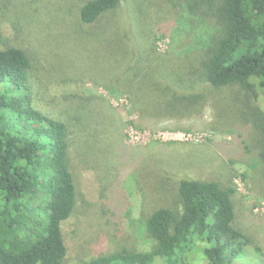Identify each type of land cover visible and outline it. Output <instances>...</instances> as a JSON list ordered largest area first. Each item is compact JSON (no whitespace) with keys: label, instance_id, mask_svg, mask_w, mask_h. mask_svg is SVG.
I'll return each instance as SVG.
<instances>
[{"label":"trees","instance_id":"trees-1","mask_svg":"<svg viewBox=\"0 0 264 264\" xmlns=\"http://www.w3.org/2000/svg\"><path fill=\"white\" fill-rule=\"evenodd\" d=\"M181 1L183 9L175 30L180 42L186 36L192 38L185 51L159 56L155 38H148L145 14L136 9L134 0L133 11L125 10V34L119 37L120 45L105 44L111 50L104 58L88 48V33L83 37L86 41L73 43L82 30L65 32L58 49L61 60L55 65L59 75L80 80L75 78L77 63L94 57V62L87 63L99 69L94 74L97 86H114L109 92L126 96L138 110L139 122L152 130L173 124L178 125L174 131L188 132L190 128L179 125L199 118L209 102L208 89L241 90L245 95L241 107L229 102L239 99L225 96L226 106L218 114V123L231 137L232 145H211L229 165L240 160L264 182V111L252 105V100L264 95V0ZM127 2L53 0L52 6L45 7L46 13L41 0H0V264H68L63 226L84 201L74 174L77 160L98 174L107 224L118 233L124 231L126 222L132 225V247L102 250L79 264H232L240 249L251 244L244 230L236 226L237 188L232 179L227 185L212 179H174L176 175L168 182L162 180L164 163L173 164L165 155H182L185 150L179 148L187 149L185 144L190 143L160 145L158 151L125 147L117 131L116 113L100 95L79 92L65 96L67 104L58 117L42 110L39 96L43 98L50 91L55 77L44 68L39 76L38 46L15 45L2 26L8 20L17 38L24 34L37 43L40 39L36 35L47 30L33 29L45 16L54 15L66 22L65 16L72 15L75 6L81 4L75 14L77 24L97 26L100 19L123 9ZM48 24L52 26V20L46 27ZM51 38L50 34L43 38L44 45L49 46ZM139 38L135 51L134 42L138 44ZM63 42H68L67 51L61 47ZM100 42L96 39V44ZM70 53L74 54L66 61ZM140 54L146 59L136 72L135 57ZM120 64L123 67L117 72L115 66ZM100 68L105 72L100 73ZM134 85L146 87L148 97ZM235 108H239L238 114ZM110 155L123 161L122 170L131 168L141 183L150 176L160 177L155 184L161 189L155 187L152 194L158 195L162 204L155 203L151 212L135 219L133 201L131 204L121 184L120 170L114 179L109 174L101 180L105 172L101 166ZM138 239L151 248L137 249ZM101 245L107 247L104 237ZM255 250L261 252L258 247Z\"/></svg>","mask_w":264,"mask_h":264},{"label":"rangeland","instance_id":"rangeland-1","mask_svg":"<svg viewBox=\"0 0 264 264\" xmlns=\"http://www.w3.org/2000/svg\"><path fill=\"white\" fill-rule=\"evenodd\" d=\"M41 1V9H44L47 13L45 7L52 6L53 0ZM145 1H147V3ZM149 1L150 0H136L135 4L136 9H140L142 13L145 14L144 20L148 23V27L146 28L147 35H149V39L155 38L157 54L159 56L173 54L174 56V53L177 54L178 51H185L186 47H188L187 45L192 43V38L186 36L180 42V37L176 35L175 30L176 21L183 9L180 5L183 2L181 0H155V2L150 1L149 3ZM72 2H76V0H72ZM80 6L81 4H77L74 13L72 15L68 13L65 16L66 22L63 23L60 22V20H56L57 17L54 15H51V18L45 16L39 19L40 26L33 30L47 31L45 34L36 35V37L40 39L37 43L31 36L29 38L24 34L17 38L13 32L10 21L7 20L2 24L5 36L9 39H13L15 45L24 46L26 48H28L30 44L32 46H38L37 53H41V57L40 61L37 60L36 62V65L39 66L36 70L39 71V76L44 68L50 70L51 72H49V74H51L53 78L55 77L54 84L53 82L51 83L50 91H47L45 94L47 96L44 95L43 98L39 96L40 108L50 113L52 116L58 117L60 116L59 113L67 104L64 103L63 100L65 96L79 92H85L89 95H100L110 102L113 111L116 113L117 131L125 147L130 149L140 147L157 150L156 147H161L160 145H169L173 142L190 143V145L185 144L187 149L183 147L179 148L180 150H185L182 155H175L174 153L165 155L173 164L172 167H170L169 162L164 163V174L160 175L162 180L165 179V181L168 182L171 176L176 175L174 179H212L221 181L223 184L227 185L230 184L229 182L232 179L233 184L237 188V195L234 198L236 226L244 230V234L251 242L248 247L240 249V253L237 254V258L232 261V264H264V182L254 170L249 169L248 166L240 160L234 165H229L227 159L221 157L219 153L215 151L216 149L213 148V145H211L212 142L232 145L231 137L225 133L224 127L218 123L220 118L218 114L219 111L223 110L226 106L223 104V98L225 96L232 100L239 99L236 103L231 102V100L229 102L230 104H237L241 107L245 99L244 93L238 89H235L233 93L226 89L222 91H212L208 89L207 99L209 102L207 107H204L202 113L198 110L196 111L201 113L199 118L196 119L197 116H195L191 120L179 125L190 128L188 132L174 131L173 128L178 125L173 124L163 126L164 128L158 127L155 130L148 129L146 124H141V122H139V112L137 109H134L133 104L126 96L123 94L120 96L111 94L109 88H113L114 86L108 84H105L108 88L97 86L98 83L96 81L98 80L94 77V74L99 72V69L94 66V64L93 66L88 64L94 62V57L92 59L90 57L88 61H84L83 59L77 63L75 67V78L80 80H74V77L66 79L60 77L59 72L61 71L58 70L56 66L61 60V54L58 49L60 48L63 34L65 32L74 33L77 28H80L82 34L77 39L74 37L73 43H81L82 40L86 41L83 37L88 33L89 38H91V45L87 43L88 48L92 47V49H94V52L92 51L93 55H99L104 58L103 55L109 53L111 50L109 49L110 47H107L105 44H110L115 47L120 45L118 42L119 37H121V33L122 35L125 34V10L126 8H131L133 11L134 0H128L123 9L121 8L105 15L104 18L100 19L97 26H81L77 24L78 21L75 14ZM51 8L52 7H50V9ZM49 19L50 22L52 20L53 25L50 26L48 24V27H46ZM1 20L0 13V21ZM48 34L52 36V42L50 41L51 44L49 46L44 45L43 42V38ZM134 35H136L135 32ZM96 39H99L102 43L96 44ZM174 39L178 45H176ZM114 41H117L116 45ZM132 42H134V39ZM139 44L140 38L138 39V44L134 42V46H136L135 51H138L139 48L137 46H139ZM61 47L67 51L68 42H63ZM71 48L72 47H70V49ZM34 50L35 48H33V51ZM73 54H68L66 61H68ZM141 55L142 54L135 57L136 72L142 69V61L146 59ZM99 60H102V58H99ZM116 61L117 59L114 58L113 62ZM61 67L63 68V65H61ZM122 67L123 64H120L119 67L115 66L117 72L121 70ZM101 71L105 72L104 68H100V73ZM151 75L153 76V74ZM63 77L65 78V76ZM67 79H71L73 82ZM124 85L125 82L123 86ZM133 88L139 91V93H144L145 97H148L149 90H147L146 87L134 85ZM195 93L197 94L199 91ZM221 99L223 100L221 101ZM218 101H221L220 104H218L219 106L216 104ZM252 101L254 108L264 111V95H261L258 100ZM225 103L227 107H229L226 100ZM239 108H235V110H233L234 113L238 114L240 111ZM209 126L218 128L214 130L209 128ZM103 151H105V146ZM188 160L190 162H188ZM104 161L105 164L101 167L105 172H102L101 180L104 181L105 177L109 174L114 179V177H117L116 172L120 170L119 177L121 179V184L130 196L131 204L133 201V215L135 219H139L144 212H151L155 208V203L162 204L161 199H158L159 196L152 194L155 187H157V190L161 189V187L155 184L161 179L160 177L155 176V178L152 179L153 177L150 176V178L143 179V183H141V181L139 182L137 179L138 177H133L131 168L122 170L123 161L115 160V157L112 155L105 157ZM154 170L156 169H153V171ZM74 174L84 201L79 203L74 216L63 226L65 242L68 247V264H79L80 260L88 257L91 258L99 251L104 250L106 252L115 250V248L120 245L132 247V225H130V222L125 223L122 233L115 232L114 228L107 224V219L109 217L103 215L105 202L101 198L102 187L98 174L93 170L87 169L86 165L82 166L78 160L75 162ZM244 176L246 177L244 178ZM102 237L106 239L107 247L101 245ZM136 246L137 249L142 251H148L151 248V245L143 241V239H138L136 241ZM256 247L261 249V252H257L255 250Z\"/></svg>","mask_w":264,"mask_h":264}]
</instances>
